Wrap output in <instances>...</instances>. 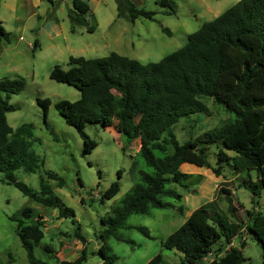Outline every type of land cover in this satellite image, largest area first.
<instances>
[{
  "label": "trees",
  "instance_id": "16d2710c",
  "mask_svg": "<svg viewBox=\"0 0 264 264\" xmlns=\"http://www.w3.org/2000/svg\"><path fill=\"white\" fill-rule=\"evenodd\" d=\"M89 11L87 1L72 0V7L68 9L71 30L75 25H85L88 31L95 29V24L87 18ZM154 13L131 0H117V14L128 20L134 21L138 16L154 18ZM162 28L170 32L166 26ZM8 34L0 22V38L8 39ZM36 44L35 39L33 46ZM68 62L67 68L55 64L49 76L72 84L80 91L78 98L59 99L55 107L83 137V152L91 151L96 145L84 131L85 122H99L104 126L112 125L125 137L122 149L138 138L139 152L153 168L151 172L140 170L139 179L113 206L112 212L101 216L105 228L99 234L103 242L98 252L106 264H116L117 259L106 239L110 235L119 237L117 231L129 215L146 213L150 207L172 205L166 197L181 199L182 194L172 184H185L191 173L181 170L180 165L187 161L208 166L207 150L211 144L217 146L213 172L220 174L223 164L237 173L244 171L239 186L247 187L252 202H258L264 191V0H236L188 33L182 46L156 61L141 62L110 51L94 57L70 55ZM24 83L22 76L0 78L3 180L14 184L33 200L57 207L59 216L73 215V209L52 190L43 175L37 191L14 174L19 167L32 172L43 164L26 138L31 135V123L25 122L13 129L6 118V112L15 108L8 100L10 92L19 90ZM202 95L222 104L234 117L180 142L173 126L180 119L208 110ZM36 101L46 120L51 99L38 96ZM253 169L255 179L250 172ZM45 173L48 178L57 179L58 185L63 184V179L55 172L46 170ZM118 190L119 183L114 180L100 193V198L111 197ZM231 193L228 188L225 211L216 198H211L194 208L190 216L166 236L162 245L182 252V264H243L245 239L240 240V247L232 241L246 230L260 245V264H264V212L253 206L244 210L246 218L239 216ZM9 218L16 223L29 264H47L34 253V246L44 235L42 215L32 206L24 205ZM136 227L150 236L145 226ZM76 236L85 241L78 225ZM221 238L228 246L223 254H219L220 245L213 249ZM43 248L53 251L47 243ZM85 259V246L73 259L58 258L60 264H82ZM161 259L158 252L144 264H160Z\"/></svg>",
  "mask_w": 264,
  "mask_h": 264
},
{
  "label": "rangeland",
  "instance_id": "374dc122",
  "mask_svg": "<svg viewBox=\"0 0 264 264\" xmlns=\"http://www.w3.org/2000/svg\"><path fill=\"white\" fill-rule=\"evenodd\" d=\"M71 1L40 0L33 7V1L0 0V16L9 32L8 39L0 38V78L22 76L25 80L22 88L9 94L8 100L15 108L6 112L7 122L13 129L22 123H31V135L26 138L43 160L35 171L19 167L14 174L37 191L43 175L52 190L74 211L73 215L59 216L57 207L25 195L14 184L5 182L0 171V264H29L16 223L9 218L24 205L32 206L42 215L44 235L34 246L36 257L47 264H60L58 258L73 259L85 246L86 259L82 264H106L98 252L103 242L99 234L105 228L101 216L112 212L113 206L139 179L140 170H153L139 152V139L122 149L121 144L126 143V139L112 125L86 121L84 131L96 141V145L84 153L83 137L55 107L57 100H74L80 91L72 84L51 78V68L55 64L67 68L70 55L94 57L110 51L141 62L159 60L182 46L187 34L204 20L213 18L236 0H131L138 7L155 11L154 18L138 16L134 21L117 14V0H87L91 10L89 22L95 24L93 31H88L85 25H75L71 30L68 17ZM50 21L59 26L52 35L48 30ZM35 38L39 45L32 49ZM38 96L51 99L46 120L36 101ZM203 100L208 106L206 112H196L189 119H180L174 124L180 142L234 117L233 112L222 104L207 96ZM216 151L215 144L209 145L208 166L187 161L180 165L181 170L191 173L185 184H172L182 194L181 199L166 197L172 205L150 207L146 213L129 215L117 231L119 237L110 235L106 239V244L117 255L116 264H144L158 252L162 255L160 264H182L184 254L163 246L162 241L190 216L194 208L211 198H216L219 207L225 211L228 188L232 191L239 216L246 218L244 210L253 206L264 212V191L255 204L250 190L239 186L244 171L237 173L223 164L220 174L213 172ZM46 170L59 175L63 184L58 185L57 179L48 178ZM250 172L255 179L256 171ZM114 180L118 181L119 190L113 196L101 199L100 193ZM77 225L84 242L76 236ZM139 225L145 226L150 236L136 227ZM242 238L245 239L243 264H260L262 249L246 230L234 237L232 244L240 247ZM222 240L213 245V249L219 245L222 247L219 254L228 248ZM45 243L52 246L53 251L45 250Z\"/></svg>",
  "mask_w": 264,
  "mask_h": 264
},
{
  "label": "crops",
  "instance_id": "0c3cea01",
  "mask_svg": "<svg viewBox=\"0 0 264 264\" xmlns=\"http://www.w3.org/2000/svg\"><path fill=\"white\" fill-rule=\"evenodd\" d=\"M28 1H30V3L33 1V7H36L37 5H38V2L40 1V0H28ZM85 1H87V0H85ZM72 2V1H71ZM90 15H91V10L88 12V14H87V18L89 19L90 18ZM90 20V19H89ZM3 21H4V19L2 18V16H0V22H1V24L4 26V23H3ZM48 30H51L52 32H51V35L53 34V33H55V31H58L59 30V26H58V24L56 23V22H52V21H50L49 23H48ZM5 28V27H4ZM6 29V28H5ZM36 40H37V44L35 45V46H33L32 45V49L34 48V47H36L37 45H39V41H38V39L37 38H35ZM34 39V40H35ZM33 43H34V41H33ZM30 46H31V44H30Z\"/></svg>",
  "mask_w": 264,
  "mask_h": 264
}]
</instances>
